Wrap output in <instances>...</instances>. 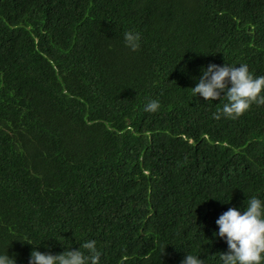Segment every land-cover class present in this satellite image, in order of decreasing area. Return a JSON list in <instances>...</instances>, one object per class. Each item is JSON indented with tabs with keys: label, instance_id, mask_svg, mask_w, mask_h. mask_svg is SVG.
<instances>
[{
	"label": "trees",
	"instance_id": "obj_1",
	"mask_svg": "<svg viewBox=\"0 0 264 264\" xmlns=\"http://www.w3.org/2000/svg\"><path fill=\"white\" fill-rule=\"evenodd\" d=\"M209 62L264 75V0H0V253L219 264L216 218L264 202V105L214 119Z\"/></svg>",
	"mask_w": 264,
	"mask_h": 264
},
{
	"label": "clouds",
	"instance_id": "obj_2",
	"mask_svg": "<svg viewBox=\"0 0 264 264\" xmlns=\"http://www.w3.org/2000/svg\"><path fill=\"white\" fill-rule=\"evenodd\" d=\"M140 40V33L136 31L123 33L124 46L132 52L138 50ZM181 71H184L183 67ZM194 79L196 83L190 87L192 97L221 101V106L212 114L214 119L221 116L235 119L253 104L264 105V94H261L264 92V75L254 76L245 63L218 65L209 62L201 67L200 75ZM158 108L157 100L144 105V111L149 113ZM215 225L213 236L223 239L227 245V250L220 252L219 264H264V202L261 199L249 196L243 209L229 207L216 218ZM16 240L36 245L26 236ZM100 257L96 242L87 240L76 249L68 248L57 254L33 247L27 264H100ZM0 264H16V261L3 252L0 253ZM180 264H203V261L197 255L186 253Z\"/></svg>",
	"mask_w": 264,
	"mask_h": 264
}]
</instances>
